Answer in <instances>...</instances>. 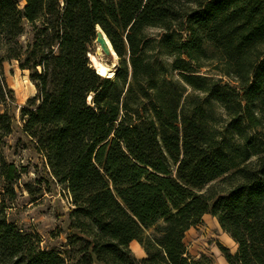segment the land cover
Listing matches in <instances>:
<instances>
[{"label": "trees", "instance_id": "trees-1", "mask_svg": "<svg viewBox=\"0 0 264 264\" xmlns=\"http://www.w3.org/2000/svg\"><path fill=\"white\" fill-rule=\"evenodd\" d=\"M97 25L114 77L89 57ZM7 61L38 88L22 132L72 203L65 250L8 217L28 168L4 152ZM206 214L229 264H264V0H0V264H213L185 241Z\"/></svg>", "mask_w": 264, "mask_h": 264}, {"label": "rangeland", "instance_id": "rangeland-1", "mask_svg": "<svg viewBox=\"0 0 264 264\" xmlns=\"http://www.w3.org/2000/svg\"><path fill=\"white\" fill-rule=\"evenodd\" d=\"M158 32L157 29L150 30L152 36H157ZM30 38L31 29L28 26L21 41L26 43ZM89 54H98L96 40L90 43ZM159 58L164 60L163 56ZM117 69L118 61L115 73ZM4 73L9 87L15 91L16 96L13 106L16 122L13 133L7 138L8 144L4 152L9 161L28 168L27 173L23 174L18 181L16 186L18 197L7 211L8 217L24 230L39 233L44 248L65 250L68 248L67 238L71 234L70 210L73 207L66 198L67 193L51 178L43 156L38 154L22 132L21 109L27 104L29 98L38 94V88L31 80L30 72L22 70L17 61L5 62ZM201 73L217 76L211 67L203 68ZM221 111L223 110L220 109ZM28 186L33 188L34 195L29 193ZM185 241L193 256L206 254L211 257L213 264H229L220 249V244L229 248L232 253L238 250V245L233 238L225 233L217 221L210 216L204 217L203 223L198 227L188 230ZM131 246L138 258L145 256V251L137 242Z\"/></svg>", "mask_w": 264, "mask_h": 264}, {"label": "water", "instance_id": "water-1", "mask_svg": "<svg viewBox=\"0 0 264 264\" xmlns=\"http://www.w3.org/2000/svg\"><path fill=\"white\" fill-rule=\"evenodd\" d=\"M96 42L98 44V54L96 55L97 57H101L106 62H113L115 59H117L118 61L119 57L109 37L107 36V34L100 25L96 26ZM89 57L94 66V62L92 60V54H89ZM94 67L98 71L97 67L96 66Z\"/></svg>", "mask_w": 264, "mask_h": 264}, {"label": "bare ground", "instance_id": "bare-ground-1", "mask_svg": "<svg viewBox=\"0 0 264 264\" xmlns=\"http://www.w3.org/2000/svg\"><path fill=\"white\" fill-rule=\"evenodd\" d=\"M92 60L94 62V66L97 67L100 74L108 77H113L115 75V67L117 65L116 59L113 62H106L101 57L92 55Z\"/></svg>", "mask_w": 264, "mask_h": 264}, {"label": "crops", "instance_id": "crops-1", "mask_svg": "<svg viewBox=\"0 0 264 264\" xmlns=\"http://www.w3.org/2000/svg\"><path fill=\"white\" fill-rule=\"evenodd\" d=\"M206 216H210L211 218H214L216 221H217V223H218V225L220 226V224H219V222H218V220L215 218V217H213L211 214H206V215H204V217H206ZM220 228H221V226H220ZM222 229V228H221ZM223 230V229H222ZM224 231V230H223ZM225 232V231H224ZM226 233V232H225ZM228 234V233H227ZM229 235V234H228ZM135 242H137V244L142 248V246L139 244V242L138 241H133L132 242V244L131 245H133V243H135ZM235 242V241H234ZM236 243V242H235ZM237 244V243H236ZM143 249V248H142ZM143 251H144V249H143ZM142 257H144V256H142Z\"/></svg>", "mask_w": 264, "mask_h": 264}, {"label": "built area", "instance_id": "built-area-1", "mask_svg": "<svg viewBox=\"0 0 264 264\" xmlns=\"http://www.w3.org/2000/svg\"><path fill=\"white\" fill-rule=\"evenodd\" d=\"M69 202H70V205L72 206V203H71V201L69 200V199H67Z\"/></svg>", "mask_w": 264, "mask_h": 264}]
</instances>
